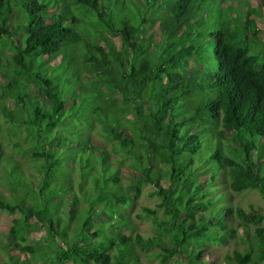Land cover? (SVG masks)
Returning <instances> with one entry per match:
<instances>
[{
	"label": "trees",
	"instance_id": "16d2710c",
	"mask_svg": "<svg viewBox=\"0 0 264 264\" xmlns=\"http://www.w3.org/2000/svg\"><path fill=\"white\" fill-rule=\"evenodd\" d=\"M256 4L0 0V210L18 214L0 242L5 264H143L137 251L203 264L206 241L231 237L245 246L225 264L264 262V209L229 197L256 190L264 201V30L251 17L264 18V0ZM151 17L158 45L142 32ZM94 129L116 167L83 136ZM122 167L135 179L124 183ZM145 184L158 202L135 214L157 228L144 236L123 207ZM30 230L43 231L40 246Z\"/></svg>",
	"mask_w": 264,
	"mask_h": 264
},
{
	"label": "rangeland",
	"instance_id": "374dc122",
	"mask_svg": "<svg viewBox=\"0 0 264 264\" xmlns=\"http://www.w3.org/2000/svg\"><path fill=\"white\" fill-rule=\"evenodd\" d=\"M249 5L252 7H255L256 0H248ZM11 9H12V23H11V29L14 30L16 27V24L19 23L17 20V17L19 16L18 13V7L11 3ZM236 7L239 9L238 5L236 4ZM8 7L4 13V15H8ZM240 10V9H239ZM119 13V12H117ZM122 15H129V9L127 8L122 9L120 12ZM232 16L235 15V13H231ZM253 19H255L256 26L260 29L264 30V18L261 16L252 15ZM142 32L144 35H147L148 33H152L154 37V45H158L160 41L162 40V32L159 30L158 25L156 24V20L154 17H151L146 27H142ZM108 36L113 40V42L118 46L120 45V39L117 34L111 33L108 31ZM58 61V58L54 59L51 64H55ZM0 82L6 83L5 76L0 72ZM31 96L34 97L35 92L34 89L31 87ZM85 138L91 141V143L98 145L99 147H102L109 155V161L110 163L116 167L117 163L115 161L117 155L113 154L110 148V144L102 139V137L99 135L97 130H90L86 132L83 135ZM120 170V176L124 183L127 181L134 180L136 175L131 173L130 170L127 167H122ZM220 184V183H219ZM153 190V187L149 184H145L141 186L140 194L139 196L130 204L127 205V207H123V213L128 217V219L131 221L133 226L135 227V231L139 232L142 235H151L152 232H155L157 230L156 227L153 226V222L150 218L144 217V218H138L135 214L137 212H140V208L142 206H148L151 208H154L156 206V203L158 202V198L156 195H151L150 192ZM0 191L4 192L2 188L0 187ZM231 203L233 206H239L243 208L244 210L248 211L251 208L263 210L264 209V201L260 197L259 193L256 190H244L241 192H232L229 194ZM157 214L161 216V210L159 209ZM18 214H10L4 210H0V242L6 243L7 237H8V231L12 224V219L17 217ZM237 221L235 220L233 222L234 225H236ZM253 227L250 226V230H252ZM237 233L240 235L241 231H237ZM44 233L42 230H30L27 233V240L29 243L40 246L44 242ZM245 246V243L240 241L237 237H231V238H223L220 242L216 241H206V244L204 245V253L202 256L203 264H225V256L231 254L232 250L234 248L236 249H242ZM17 252V251H15ZM137 254L139 256L140 261L143 264H179L180 259L177 257H173L169 260H167L165 263H161L157 258H153L151 256L150 252H142L137 251ZM7 260V256L4 253V251L0 247V264H5V261ZM39 264H53V261L49 260L46 262H40ZM94 264V263H90ZM260 264H264V262H261Z\"/></svg>",
	"mask_w": 264,
	"mask_h": 264
}]
</instances>
